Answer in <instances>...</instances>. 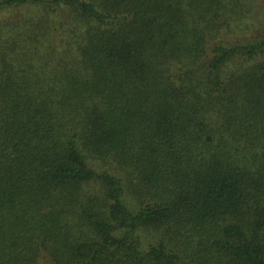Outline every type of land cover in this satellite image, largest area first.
Masks as SVG:
<instances>
[{
	"label": "trees",
	"instance_id": "1",
	"mask_svg": "<svg viewBox=\"0 0 264 264\" xmlns=\"http://www.w3.org/2000/svg\"><path fill=\"white\" fill-rule=\"evenodd\" d=\"M0 264H264V0H0Z\"/></svg>",
	"mask_w": 264,
	"mask_h": 264
}]
</instances>
